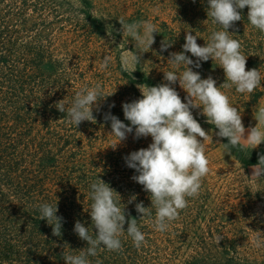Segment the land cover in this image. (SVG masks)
Listing matches in <instances>:
<instances>
[{
  "label": "trees",
  "instance_id": "1",
  "mask_svg": "<svg viewBox=\"0 0 264 264\" xmlns=\"http://www.w3.org/2000/svg\"><path fill=\"white\" fill-rule=\"evenodd\" d=\"M127 1L129 7L119 12L116 0H0V264H65L63 253L77 255L86 248L74 225L79 221L92 233L90 184L97 178L119 193L126 220H138L146 244L137 249L125 232L121 251L98 250L88 257L90 264H264V247L251 249V229L243 212L227 195H220L224 169L215 158L207 157L210 172L199 196L188 198V207L167 231L154 230L155 209L151 218L140 219L135 206L143 202L151 207L150 194L132 179L138 173L127 166L125 157L147 148L152 138H136L133 129L114 149L111 121L104 117L111 113L130 125L122 105L137 99L128 91L160 85L163 79L152 70L132 79L121 68L118 48L129 47L131 40L123 36L119 18L147 21L151 2ZM70 2L76 6L69 7ZM157 3L173 34L191 31L204 46L211 33L220 30L207 16L208 0ZM240 11L242 20L228 31L241 42L246 70L260 71L262 87L251 94L237 93L234 87L222 91L243 118L264 98V33L248 23L247 7ZM91 36L104 40L99 48L111 58L108 70L100 67L101 61L89 60ZM143 63L149 69L145 58ZM199 68L217 87L226 80L211 59L200 61ZM96 83L106 94L114 93L93 106L94 123L83 121L76 128L56 104L64 100L69 107L76 92ZM201 112L194 118L217 133ZM219 140L228 143L227 138ZM229 154L245 170L258 164L264 151L231 149ZM261 180L264 183V174ZM250 192L246 187L242 197ZM44 203L57 204V216L63 218L60 236L40 220L39 206Z\"/></svg>",
  "mask_w": 264,
  "mask_h": 264
},
{
  "label": "clouds",
  "instance_id": "2",
  "mask_svg": "<svg viewBox=\"0 0 264 264\" xmlns=\"http://www.w3.org/2000/svg\"><path fill=\"white\" fill-rule=\"evenodd\" d=\"M246 7L248 23L264 33V0H208L207 16L220 30L213 31L204 46L197 43V35L187 32L183 51L171 53L169 59L174 68L182 67L183 70L165 71L164 80L167 83L151 87L138 85L142 98L122 105L124 117L130 125L111 113L104 117L106 121H111L110 135L115 138L111 147L114 149L127 139V134L132 133L133 129L136 138H152L147 148L130 153L125 160L127 166L138 173L132 179L150 194L151 207L146 208L143 202L137 203L135 207L137 213L142 214L140 219L151 218L152 209H155L152 220L155 231L168 230L171 222L177 220L180 212L188 207V198L199 196L203 179L210 172L205 146L209 133L194 118L191 109L202 108L201 115L207 118L206 122L219 130L216 135L227 138L228 143L221 144L226 152L230 153L231 149H255L264 142V106H259L254 112L256 126L246 130L242 112L222 91L234 87L237 93L251 94L262 87L260 71L255 68L246 70L247 56L241 50V42L228 31L234 28L235 22L242 20L240 10ZM119 23L123 36L132 38L138 49L136 52L124 50L120 55L122 70L132 73L140 63V54L149 51L154 44L153 33L158 32V29L151 21L129 23L121 17ZM170 46L169 42L163 41L161 51ZM185 53H191L196 61ZM209 59L217 62L224 71L226 80L219 87L211 76L202 79L198 71L189 67L194 65L199 68L200 61L207 62ZM110 60V57H103L100 67L106 68ZM177 81L187 93V102L182 101L172 86ZM113 93L106 94L102 85L96 83L76 92L69 107L65 108L64 100L57 102L56 107L60 112H65L68 122L77 128L83 121L94 123L93 106ZM253 169L251 178L261 179L264 174V155L259 157ZM90 199L92 233L89 227L79 221L74 225V232L87 242V247L77 255L63 253L65 264H90L88 257H95L98 250L121 251L123 246L120 237L125 232L137 249L146 244V236L140 230L138 220H126L122 198L108 183L99 178L92 182ZM39 212L40 220H46L52 226L53 235L60 236L63 218L57 216V204H41ZM219 241L217 239V243ZM252 244L258 249L264 246V235L258 232L252 238Z\"/></svg>",
  "mask_w": 264,
  "mask_h": 264
},
{
  "label": "rangeland",
  "instance_id": "3",
  "mask_svg": "<svg viewBox=\"0 0 264 264\" xmlns=\"http://www.w3.org/2000/svg\"><path fill=\"white\" fill-rule=\"evenodd\" d=\"M117 6L116 9L119 12L127 9L129 4L127 0H116ZM69 7L74 8L76 6L75 2H70ZM148 5V18L147 21H151L154 23L158 29V32L153 33L155 42L149 49V51L144 52L145 62H147L149 69L144 67V58L140 57V63L135 66L136 70L132 73L125 72L128 76L132 79H138L141 74L155 72L154 74H159L163 81L162 83H167L164 81V72L165 71H182L183 68H174V66L169 62L170 54L171 53H178L183 51V45L185 43V36L183 32L179 34H173L170 32L169 28V21L165 18L163 7L157 3V0H151ZM108 8V7H107ZM139 19H131L130 22H136ZM91 42V51L89 53V60H96L97 62L101 61L103 57V53L101 52L99 45L102 44L104 40L99 39L97 36L88 37ZM131 40V44L129 47H119L118 48V56L120 60L121 52L124 50H130L133 52L138 51L135 46V42L132 38L128 37ZM163 41H167L171 44L170 47L167 48L165 51H161V44ZM197 43L202 46V42L200 37H197ZM185 55L192 57L191 53H185ZM112 58H115V55H112ZM115 62V61H113ZM111 63V62H110ZM110 64L106 67L108 70ZM191 67V66H189ZM193 71L201 72L200 68H196L195 66L192 67ZM111 76L110 73H108ZM201 78L204 79V73H200ZM212 75V73H211ZM176 91L179 93L183 102H187V93L179 86V82L177 81L176 84L172 85ZM128 95H133L135 99L142 98L141 92L138 87H135L134 90L128 91ZM259 106H264V98L262 101L252 108L250 113L242 118V122L245 126V129H250L251 127H255L257 121L254 119V112ZM193 115L198 114V112L202 111V108H193L191 109ZM206 132L209 133V139L205 141L207 157L212 159H217V165H219L223 171L224 169V177L223 180L224 184L222 187V191L220 192L221 197L227 195L231 202H233L236 209L243 212L245 216V220L247 224L250 226L251 229V249H255L252 244V238L259 232L264 235V183L261 179H254L251 178L253 174V167H248L245 170L241 169L240 165L238 164V160L235 156L230 155L226 152L219 140V137L216 133L212 130H208L203 128ZM247 135V132L246 134ZM255 149H262L264 151V142H262L259 146ZM255 149H248L249 151ZM251 191L248 197H242L245 194V189ZM241 205V206H240ZM240 206V208H239ZM264 246H262L263 248Z\"/></svg>",
  "mask_w": 264,
  "mask_h": 264
}]
</instances>
